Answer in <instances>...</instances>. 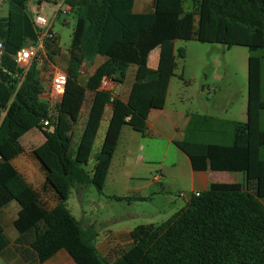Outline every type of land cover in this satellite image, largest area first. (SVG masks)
<instances>
[{"label": "trees", "instance_id": "16d2710c", "mask_svg": "<svg viewBox=\"0 0 264 264\" xmlns=\"http://www.w3.org/2000/svg\"><path fill=\"white\" fill-rule=\"evenodd\" d=\"M29 1L7 0L8 15L0 16V210L18 203L13 226L21 235L36 234L32 247L39 261L64 249L76 264H264V0H194L191 12L184 11V0H154L149 13H136L135 0H65L76 18L67 51L69 82L78 81L85 63L116 52L88 77L91 103L74 153V131L86 94L66 89L51 108L40 100L38 61L26 70L13 58L39 36ZM177 40L248 49L247 121L192 114L184 139L174 142L194 170L239 172L244 181L212 183L168 220L137 226L131 231L134 246L108 262L97 250L96 226H83L66 202L77 185L91 184L103 192L124 126L146 135L150 112L165 107L177 68L176 52L179 58L186 57L183 47L176 51ZM131 42L134 54L123 50ZM50 47L47 43L52 58ZM157 48L159 65L152 69L148 58ZM132 65L136 71L127 100L100 88L105 77L124 84ZM109 104L108 129L89 172L85 166ZM33 129L45 136L33 151L46 172L42 190L29 184L13 165L24 151L22 136ZM48 190L57 198L53 206L43 198ZM8 245L0 222V254Z\"/></svg>", "mask_w": 264, "mask_h": 264}, {"label": "rangeland", "instance_id": "374dc122", "mask_svg": "<svg viewBox=\"0 0 264 264\" xmlns=\"http://www.w3.org/2000/svg\"><path fill=\"white\" fill-rule=\"evenodd\" d=\"M183 8L185 12L193 11L194 0H184ZM8 10V3H1L0 16H7ZM55 13L56 8L51 4H47L43 11L52 22V30L58 36V45H55L54 49L50 47L49 51L66 53L71 45L76 18L71 11L66 13L61 11L56 16ZM181 47L185 49L186 57L181 59L176 52L177 68L168 94V109H180L192 114L209 115L230 121H247L248 49L241 46L228 48L216 43L177 40L176 51ZM86 72L87 69H84V74ZM128 77L127 83L130 79V76ZM110 118L111 110H107L92 149L91 161L85 166L88 171L94 167L95 156L100 152ZM81 127L80 123L74 131L71 149L73 153L82 133ZM153 143H157L156 140L143 139L142 134L133 131L129 126H124L112 162L115 164L103 192L99 193L91 184L84 187L82 196L74 187L71 189L66 203L73 216L82 223L98 222L104 230L108 228L112 231H132L139 225H158L182 209L187 201L183 200L178 192L156 193L147 201L113 199L114 196L150 195L145 190L132 189L130 183L132 181L128 178V172L133 163H136L138 156H143L146 162L154 163L158 161L151 158L164 154L166 163L179 161L178 158L181 156L186 157L175 147L164 152L165 148L162 147L164 142H159L160 149L156 154L155 150H151ZM155 188L157 189V186Z\"/></svg>", "mask_w": 264, "mask_h": 264}, {"label": "crops", "instance_id": "0c3cea01", "mask_svg": "<svg viewBox=\"0 0 264 264\" xmlns=\"http://www.w3.org/2000/svg\"><path fill=\"white\" fill-rule=\"evenodd\" d=\"M3 2H7V0L0 2V10L1 3ZM47 4L54 5L56 8L55 16L59 15L61 11H64V13L71 11L70 7L67 5L59 7L50 1L44 0H30L28 3V10L32 16L35 13L43 14ZM153 4L154 0H135L133 9L136 13H149L153 10ZM49 44L52 49H54L55 45H58V43L55 45L52 43ZM123 50L134 54L136 51L135 43L131 42L127 47H124ZM52 55H54L52 58L48 57V48H46L45 55L42 60L38 62L37 67V75L43 87V91L40 94V100L49 103L50 106H53L52 102H50V86L53 72L55 69L66 72L68 66L67 52L64 53L60 51L59 53L54 51ZM112 56H116V52L107 56H97L92 63H85L83 74L84 69H87L86 74L80 75L78 81H70L68 84V92H83L87 96V101L82 108L81 119L78 123V125L81 123L82 129L91 103V95L86 90L88 77L101 63ZM159 57L160 49L157 48L150 53L148 66L152 69H157L159 65ZM135 71L136 67L132 65L129 69L130 73L128 74V76H130L129 83H127L128 77L127 81L124 84L119 85L117 88L116 95H119L124 100L128 99L131 87L134 83ZM172 80L169 85V90ZM167 100L163 109H154L150 112L146 135H142L143 139L156 140L157 143H153L151 149L155 150L156 154H158V150L160 149L159 142H164L162 144V147L165 148L164 152L169 151L172 147L177 148L174 142L182 141L184 139L186 126L192 115V113L180 109H168ZM107 110H111L112 114V105L109 104L106 107L103 120L105 119ZM44 141L45 136L38 129H33L25 133L21 138L24 151L13 161V165L26 178L27 182L38 190H42L46 184V172L42 168L39 160L33 154V151ZM165 156L166 154L160 157L156 156L151 158L156 159L153 161H158L154 163L146 162L145 158L140 155L138 156L136 163H133L131 170L128 172V178L132 181L130 182L132 184V189L147 191L146 193H149L150 195L144 194L143 196L146 197L147 200L152 199L151 195L156 193L172 194L174 192H185L190 194L193 192L208 190L212 183H242L244 181V175L239 172L212 171L210 169L204 171L194 170L189 158L185 154L184 156L186 157L181 156L178 158L179 161L174 160L171 163L165 162ZM114 164L115 163H111L109 173L113 169ZM92 169L89 170V172H92ZM155 176H158V179L155 180ZM86 186L87 185H77L75 187L80 196H82L84 187ZM155 186H157V189ZM43 198L46 199L50 206L57 203L56 195L50 190H48ZM262 201L264 203V199ZM19 209L20 207L18 203L12 202L0 210V222L4 227L5 236L9 242L8 247L0 254V264H76L70 254L64 249L57 250L48 259L40 262L38 253L32 247L36 234L34 232H29L21 235L13 226V222L18 215ZM91 224H94L98 231L96 242L97 250L106 261H115L121 257L123 253L129 251L134 246L130 230L112 231L108 228L104 230L98 222H83V226Z\"/></svg>", "mask_w": 264, "mask_h": 264}, {"label": "built area", "instance_id": "2783aa9c", "mask_svg": "<svg viewBox=\"0 0 264 264\" xmlns=\"http://www.w3.org/2000/svg\"><path fill=\"white\" fill-rule=\"evenodd\" d=\"M4 0H0L2 2ZM50 1L55 5L61 7L64 5L65 0H44ZM33 21L36 27L39 29V36L36 42L29 43L22 48H20L17 53L13 56L16 64L23 69H28L33 61H41L45 55L47 43L57 44L58 36L52 30V22L42 13H35L33 15ZM3 45L0 42V55L2 54ZM83 74V72H82ZM69 82V77L66 72L59 69H55L51 79L50 86V102H52L53 108L57 102L61 99L62 95L65 93ZM119 84L114 82L111 78L105 77L102 80L100 88L104 91H109L112 93L113 97L117 93V88ZM112 97V101H113ZM44 125H48V120H45ZM154 179H158V176H155ZM200 192L185 193L181 192L180 197L183 200L189 201L193 196H199Z\"/></svg>", "mask_w": 264, "mask_h": 264}]
</instances>
